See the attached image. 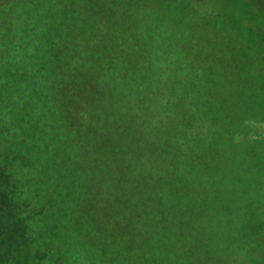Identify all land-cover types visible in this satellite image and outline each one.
<instances>
[{"label":"trees","instance_id":"1","mask_svg":"<svg viewBox=\"0 0 264 264\" xmlns=\"http://www.w3.org/2000/svg\"><path fill=\"white\" fill-rule=\"evenodd\" d=\"M83 5L0 0V264H213L221 221L199 185L220 150L177 122L192 101L159 108L205 96L183 80L208 74L174 51L152 70L137 52L122 70L111 18ZM149 75L170 79L148 90L163 96L147 116L136 101ZM247 123L264 133L259 115Z\"/></svg>","mask_w":264,"mask_h":264},{"label":"rangeland","instance_id":"2","mask_svg":"<svg viewBox=\"0 0 264 264\" xmlns=\"http://www.w3.org/2000/svg\"><path fill=\"white\" fill-rule=\"evenodd\" d=\"M83 4L87 18L89 13L111 18L120 37L115 50L122 70L133 62L139 65L137 52L145 55L144 64L152 70L163 63L164 57L157 58L160 52L174 51L182 63L187 59L200 64L201 72L208 74L183 80L194 81L195 88L207 84L205 96L186 94L173 100L167 95L159 108L164 116L182 107L180 100L192 101L194 109L179 115L177 122L189 120L204 133L209 130L210 142L220 150L202 161L211 162V171L199 185L212 203L209 212L221 221L211 226L213 264L226 258L232 264H264V133L253 139L246 135L247 122L258 115L264 118V0H83ZM151 75L149 88L135 99L147 116L158 101L155 97L163 96L148 90L170 79ZM217 85L222 93L216 91ZM155 148L156 143L148 146L147 153L158 156Z\"/></svg>","mask_w":264,"mask_h":264}]
</instances>
